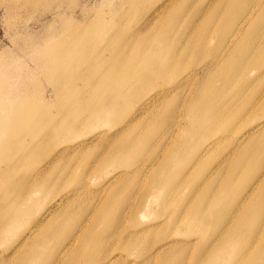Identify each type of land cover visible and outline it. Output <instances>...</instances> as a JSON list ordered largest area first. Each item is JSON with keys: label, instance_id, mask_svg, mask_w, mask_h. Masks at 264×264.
<instances>
[{"label": "rangeland", "instance_id": "obj_1", "mask_svg": "<svg viewBox=\"0 0 264 264\" xmlns=\"http://www.w3.org/2000/svg\"><path fill=\"white\" fill-rule=\"evenodd\" d=\"M9 1L0 0V114L7 119L12 117L13 120L7 122L4 128L6 131H0V142L9 140L11 136L23 137L20 135L30 132V129L22 127L16 119L15 109L18 107H24L25 110L31 111L32 115L41 116L42 113H35L37 106L46 105L47 110L50 111L58 102L74 103V98L78 94L77 87L86 84H88L87 87L80 89L85 92L78 96L88 98V107H94L98 102L95 98L97 89L95 81L100 76L101 70L96 66V61L91 62L87 68L82 65L79 68L67 69L57 64L43 68L45 63L51 59L49 49L51 45H60L66 48L67 54H71L77 51L80 43L78 41L82 38L93 40L100 33L109 34L114 28L130 32L143 17L142 11L151 5L149 0L143 1L136 8L129 6L126 3L127 0H34L30 5L17 4L14 6L9 5ZM229 1L231 0H203L201 6L197 7L199 18L195 26L183 34L184 37L177 34L176 40L173 38L174 44L178 41L174 52L161 50L157 55L148 56H160L162 64L174 62V66L180 67L184 75L192 70L199 71V68L204 63L208 64L209 61L208 57L201 55L202 52H198L199 45L203 42L201 48L205 51L215 44V35L206 36L202 29L210 24L212 11L224 16L225 7L230 6ZM190 2L191 0H174L167 6L166 13L171 11L176 14L178 11H185ZM121 8L125 13L124 19L112 23L110 21L112 14ZM98 13H103L105 18L97 16ZM112 17L116 18L115 15ZM222 17L215 19L213 28L215 25L219 27L222 25ZM97 23L102 26H95ZM108 25L111 27L103 29ZM258 28L260 31L255 34L256 39L262 37L263 28ZM74 34H77V38L71 40ZM200 40L202 42L197 43ZM181 42L189 48H183ZM152 45L159 46V42L154 41ZM140 48V43L136 42L130 49L135 51ZM140 64L142 65V62ZM140 64L133 62L131 66L142 68ZM208 68L214 70L213 65H208ZM206 73L207 70L204 75L199 72V74L196 73L197 75H191L190 79L186 78L184 88L177 89L166 96L163 102L151 106L143 117L139 118V122L150 121L152 119L151 110L156 112L176 98L178 102L176 112L179 108L184 110L189 100L192 101L194 99L192 97L203 87L202 83L208 76ZM246 76L254 82L258 71ZM169 81H171L170 78L162 82L158 76L150 74L147 83L141 88L142 94L139 97L145 99L158 88V85L162 86V83L165 85ZM108 91L106 87L103 94ZM200 103L196 96L193 104L199 105ZM228 103H233L232 109L237 108L236 99H230ZM139 104L134 99H129V112ZM254 105L259 104L257 102ZM260 114L251 121L248 120L250 118H246V115L242 116L243 125L246 124L242 132L247 131L255 122L264 117L259 116ZM84 116V112H80L78 119ZM180 118L181 123L186 124L183 113ZM42 127L48 129L47 125ZM119 127L120 125L111 126L107 121L101 123L88 121L82 133L69 135L63 141H58L47 150L39 152L36 166L40 167L41 175L46 178L44 186H42L43 179L39 182L41 192L27 197L26 191L16 189L15 195L17 202L32 210L35 209L33 214H23L18 224L13 222L11 213L3 208L6 209L9 202H14L8 201L10 198L8 196L0 197L2 204V209L0 208V264H33L24 263L20 256L22 254L31 255L32 244L44 245L42 251L44 253L48 246L56 241L54 234L57 233L65 236L64 242L71 240L77 233L75 239L78 242L71 252L73 253L81 246L82 236L90 231L101 234L99 235L103 241L100 245L101 251L108 250V254L110 250H114L113 252L121 253L125 256L124 258H132L139 249L137 247L124 248L121 242L133 237L129 233L146 225L148 226L144 231H136V233L140 240H146L144 254L151 258L145 262L137 259L138 264H205L206 258L213 253L217 260L214 258L211 264H227L229 260L232 261L231 259H234L237 264H264V260L260 262V256L264 254V204L260 202L264 197V145L261 140L263 134L250 133L245 143L236 149H233L232 145L235 140L230 137L221 140L217 147L208 152L199 153L198 157L192 155L186 168L177 176L175 175L176 177L173 176L171 194L162 199L158 197L159 192H153L151 189L147 194L146 189L149 188L151 177L154 174L156 180L163 178L161 171L164 168L162 162L165 152L159 153L161 158L151 169L135 168L132 162L118 168H114V165H104L101 162L107 151L132 138V125L128 126V130L124 132H120ZM53 130L56 134L60 132L58 127H54ZM98 131L105 135L96 136ZM177 141L178 133L175 135V132L169 130L165 132L163 145L168 148ZM64 145H70V147L60 156L58 152ZM129 153L126 155V161H129L131 157ZM178 153L181 157L187 155L188 144H181L178 147ZM85 158L92 160L90 165L83 164ZM235 165H238L235 169L237 172L232 178L233 183L227 188L230 193H225L221 199L223 201L220 200L218 204L212 206L210 200L213 199L218 187H222L225 180L229 179ZM0 167H4V163H0ZM28 167V162L23 161L16 168L17 174L27 170ZM124 168L128 171L123 179L124 183H132L126 191L122 192L120 190L122 187H120L112 194L114 186L107 188L105 192H100L106 176ZM83 170L86 171L84 177L88 180L86 187L80 190L79 195L69 196L62 204L56 205L54 202L58 196L76 184H68L72 174ZM94 170L101 172L95 175ZM60 174L64 179L56 183L54 178ZM259 174L263 176L259 181H255L253 185L258 184L251 192L252 188H249V183H252ZM241 177L243 180H248L247 183L240 181ZM15 180L18 182L20 177L15 176ZM253 185L251 187H254ZM234 190H239V194L233 195ZM17 196L23 200H17ZM163 200L164 203H162ZM195 206L201 209L204 223L210 220V215L206 211L209 206L216 210L219 207L225 208V206H231L232 209L226 217L221 219L223 222L220 226L214 227L209 224L206 228H202L204 236L201 238L193 231L197 227H192L191 230L185 226L187 216L190 215L195 220L199 219L200 214L193 213ZM45 208L49 209L50 213L41 215ZM95 208L98 209L91 216ZM102 208L110 216H120L118 232L114 235L109 233L111 230L109 227L102 228L103 219L106 216L102 217L97 213ZM76 214L80 217L74 220L73 215ZM33 216L41 218L38 222V229L29 241L21 244L27 234L24 228L25 222ZM191 223L197 225L194 220H191ZM45 232L47 236L44 235ZM222 233L234 236L239 243V249L228 243L218 248L215 241L217 238L220 239ZM246 239L249 241L245 242ZM164 243L167 244L163 245ZM19 244L21 246L18 248ZM8 245H14V248L6 249ZM119 245L121 247H118ZM65 262V258L56 261L53 256V258H48L46 264H65Z\"/></svg>", "mask_w": 264, "mask_h": 264}, {"label": "bare ground", "instance_id": "obj_2", "mask_svg": "<svg viewBox=\"0 0 264 264\" xmlns=\"http://www.w3.org/2000/svg\"><path fill=\"white\" fill-rule=\"evenodd\" d=\"M143 1L148 0H127L126 3L133 6L132 8H136ZM173 1L149 0L151 8L149 9V6H147L142 11L143 17L137 22L133 30L129 32L128 30L122 31L114 28L109 34L100 33L93 40L81 37L82 39L78 41L80 43L75 53L67 54L66 48L57 44L50 46L51 59L45 63L43 68L56 66V64L61 67L65 66L67 69L79 68L82 65L87 68L91 62L96 61V66L101 70L100 76L95 81L97 88L95 98L98 102L94 107H88V98L78 96L85 92V90L80 89L81 87H87L88 84H86L77 87L78 94L74 98V103L58 102L50 111L47 110L46 105L37 106L35 113H42L41 116L32 115V112L25 110L24 107L15 109L16 119L22 127L30 129V132L20 135L23 137L14 138V136H11L9 140L0 142V163H4V167H0V197L8 196L10 197L8 201L14 202H9L6 209L3 208L11 213L13 222L18 224L23 214L32 215L35 211V209L32 210V208L17 202L15 195L17 190L26 191L27 197L41 192L42 188L39 182L43 179L42 186H44L46 178L41 175L40 167L36 166L39 152L47 150L58 141H63L69 135L82 133L86 129L88 121L98 123L107 121L111 126L120 125V132L128 130V126L132 125V138L107 151L103 160H101L104 165H114V168H118L132 162L131 164L135 168L151 169L161 158L159 153L163 154L165 152V158L162 162L164 168L161 171L163 178L156 180L154 174L151 177L149 188L146 189L147 194L151 189L153 192H159L158 197L162 199L171 194L173 176H177L186 168L192 155L198 157L199 153L208 152L210 149L217 147L221 140L230 137L235 140V143L232 144L233 149L239 148L245 143L250 133L263 134L261 140L264 145V117L244 132L242 131L246 124L243 125L244 121L241 119L242 116L246 115V118H250L248 120L251 121L259 113H261L259 116H264V0H231L229 1L230 6L225 7L226 13L223 17L218 12L212 11L210 24L205 25L202 31L206 36L215 35V44L212 48L204 51V48H201L203 42L201 40L197 41V43L202 42L199 45V51H197L202 52L201 55L209 58L208 64L204 63L199 71L192 70L185 75L182 74L180 67L174 66V62L162 64L160 56H148L151 54L157 55L161 50H169L173 53L178 42L176 41L174 44L173 38L176 40L175 36L177 34L184 37L183 34L190 31L198 21L199 9L197 7L201 6L203 0H191L185 11H178L176 14L171 11L166 13L167 6ZM33 2L34 0H10L8 3L14 6L17 4L30 5ZM113 15L116 18H113ZM97 16L105 18L103 13H98ZM112 16L110 21L114 23L120 19L123 20L125 13L121 8L119 11L114 12ZM217 17L223 18L222 25L220 27L215 25L213 28ZM95 26L101 27L102 24L97 23ZM110 27L111 25H108L103 29ZM258 27L263 28L262 37L256 39L255 34L260 31ZM72 37L71 40L76 39L77 34ZM154 41L159 42V46L152 45ZM136 42L140 43L141 48L133 51L130 48ZM180 44L183 48H189V46H184V42ZM133 62L135 64L142 62V65L140 64L142 68L131 66ZM208 65H213L214 70L208 68ZM205 70H207L206 75L208 74V76H205L206 79L202 83L203 87L192 97L195 99L197 96L201 102L199 105H194V99L192 101L190 99L184 110L179 108L176 112V106H178L176 98L156 112L151 110L152 119L150 121L146 123L139 122V118H142L151 106L163 102L166 96L177 89L184 88L186 78L190 79L191 75H197L196 73L199 74V72L204 75ZM256 71H258V76L254 78L253 82L246 75ZM150 74L158 76L162 82L168 78L171 81L166 82L165 85L162 83V86H160L161 84L158 85V88L145 99L140 98L141 88L147 83ZM76 84L80 86L79 83ZM106 87L109 91L103 94ZM129 99H134L136 103H140L136 108L133 107L130 112ZM230 99H236V109H232L233 103H228ZM257 102L259 105H254ZM257 106L259 107L254 110ZM247 109H249L248 112ZM80 112H84L85 116L78 119ZM182 113L186 124L181 123ZM12 120V117L7 119L0 114V131H6L4 128L7 122ZM43 125H47L48 129H44ZM54 127H58L60 131L58 134L54 133L55 130L52 131ZM12 130L13 128L10 129V132ZM167 130L175 132V135L178 133V141L168 148L163 145V136ZM239 132L242 133L239 134ZM97 135L102 136L105 133L98 131ZM181 144H188V153L184 157H181L178 153V147ZM68 147L70 145H64L58 154L60 156L64 154ZM112 147L114 146L112 145ZM128 152H130L129 156L131 157L129 161H126ZM23 161H27L29 167L27 170L20 171L18 175L16 168ZM91 161L90 158H85L83 164L90 165ZM133 166L131 167L133 168ZM237 167L238 165L233 167L229 179L225 180L222 187H218L213 199L210 200L212 206L218 204L225 193H230L227 188L233 183L232 178L237 172L235 170ZM94 171L95 175L101 172L100 170ZM85 172V170L75 171L72 174L73 176L68 184H76L58 196L54 202L56 205L62 204L69 196L79 195L80 190L88 184V180L84 177ZM127 173L128 171L124 168L106 176L107 178L104 180L100 192H105L107 188L114 186L115 188L111 191L112 194L120 187H122L120 188L122 192L126 191L132 184L131 182L125 184L123 181ZM263 175L259 174L252 183H249L251 180L248 182L249 188H252L251 192L258 184L256 183L254 186L255 181H259ZM15 176L20 177L18 182L15 180ZM54 179L56 183H60L64 177L60 174ZM240 181L245 183L248 180H243L241 177ZM252 185L254 187H251ZM238 194L239 190L233 191V195ZM17 200H23V198L17 196ZM260 202L264 204V197ZM162 203H164V200ZM212 206H209L206 210L210 215V220L207 223L203 222L204 216L197 206L193 208V213L200 214L199 219H192L189 215L185 220L187 228L197 227L193 231L199 234L201 238L204 236L202 228H206L209 224L214 227L220 226L223 222L221 219L226 217V214L232 209L231 206H225V208L219 207L216 210ZM0 208L2 209L1 203ZM98 208L92 210L91 216ZM43 213L48 214L50 210L45 208L41 215ZM97 213L102 217L106 216L103 219V229L109 227L111 235L118 232L119 215L110 216L104 208ZM79 217L78 214L73 215L74 220ZM39 220H41L40 216H33L25 222L24 228L27 234H25L21 244H25L33 237L38 229ZM191 220H194L197 225H193ZM147 226H143L136 231L142 232ZM136 231L129 233L133 237L121 242L124 248L137 247L139 249L138 253L132 258H124L125 256L121 253L113 252L114 250H110L111 252L109 251L108 254V250L101 251L100 245L103 242L102 237L99 236L101 234L90 231L82 236L81 246L73 253L71 252L78 242L75 239L77 233L68 242H64L65 236L57 233L54 234L56 241L48 246L44 253H42L44 245L39 244L36 246L32 244V254H22L20 259L24 263L31 262L33 264H46L48 258H53V256L56 261L65 258V264H116L119 262L120 264H138L137 259L145 262L151 257L144 254V249H146L144 242L146 240H140ZM46 233L45 236H47ZM247 241L249 239H246L245 242ZM215 242L218 248L228 243L239 249V243L230 234L222 233L220 239L217 238ZM21 244L17 247L19 248ZM9 248H14V245L6 247V249ZM214 258L213 253L206 258L205 264H211ZM215 260H217V257ZM231 260L227 264H237L234 259ZM263 260L264 254L260 256V262Z\"/></svg>", "mask_w": 264, "mask_h": 264}]
</instances>
